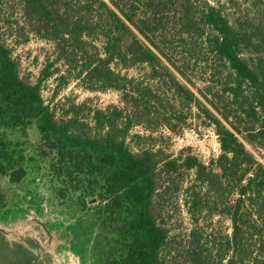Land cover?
I'll return each instance as SVG.
<instances>
[{"label": "trees", "instance_id": "obj_1", "mask_svg": "<svg viewBox=\"0 0 264 264\" xmlns=\"http://www.w3.org/2000/svg\"><path fill=\"white\" fill-rule=\"evenodd\" d=\"M7 8L0 29L50 42L54 57L32 82L0 30V173L19 181L45 163L57 198L97 234L99 264H264V15L231 21L218 0ZM53 76L114 90L118 104L68 100L57 114L41 93ZM193 122L217 135L207 161L168 149Z\"/></svg>", "mask_w": 264, "mask_h": 264}, {"label": "flooded vegetation", "instance_id": "obj_2", "mask_svg": "<svg viewBox=\"0 0 264 264\" xmlns=\"http://www.w3.org/2000/svg\"><path fill=\"white\" fill-rule=\"evenodd\" d=\"M21 138L26 143L27 152L34 153L40 135L34 145L29 143L27 131ZM0 175L7 180L5 186L8 189L3 192L0 188L2 264H68L69 259L70 261L76 259L74 264H90L85 251L81 254L82 252H78L76 245L73 244V238L77 237L80 231L90 236L94 247L92 258L96 264H99L95 241L97 234L88 231L80 216L57 198L55 183L51 181L45 163L39 168L29 167L19 181H12L7 174L0 173ZM37 184L40 186L36 189L34 186ZM51 193L54 199L49 201ZM47 203L62 208L64 215L66 213L67 222H63V225H59V222L55 223L56 221L51 222L48 215L50 213H47L49 212ZM72 222H76L77 231ZM64 241L67 243L63 244Z\"/></svg>", "mask_w": 264, "mask_h": 264}, {"label": "rangeland", "instance_id": "obj_3", "mask_svg": "<svg viewBox=\"0 0 264 264\" xmlns=\"http://www.w3.org/2000/svg\"><path fill=\"white\" fill-rule=\"evenodd\" d=\"M2 9L0 11V18L5 17L7 11H10L7 8L8 5H15L17 7V0H3ZM216 1V0H210ZM224 4V12L228 18L233 21L236 17L245 16V15H255L262 16L264 15V0H218ZM14 12V11H13ZM12 19L17 18V13L14 12ZM0 26H3V22H0ZM2 35L7 39V42L12 47L13 54L19 62V70L22 75L26 76L28 80L34 82L39 75V71L44 67L45 63L48 60H51L54 57L53 46L50 42L37 38L33 34H29L28 40L26 42H17L19 40L16 33L7 28H1ZM62 68V66H61ZM131 73L133 72L130 71ZM41 93L44 100L56 106V113L58 114V107L62 102L71 100L75 103H80L82 101H87L88 105L96 108H105L110 104H118V92L114 90L106 91H89L77 84L76 81H69L64 85L57 84V80L53 77L42 82ZM27 139L32 145L36 144L39 140V131L36 126L35 121H32L27 129ZM182 148H185L187 151L196 154L201 160L207 161L210 157L216 156L220 149L217 135L215 134L213 127H204L199 122H193L190 126L185 127L182 134L179 136H174L169 145V151H172L175 155ZM264 155V152H262ZM0 175V188L3 192L8 191L7 180H5ZM11 184H9L10 186ZM18 185V184H17ZM40 185H35L37 189ZM42 187V186H41ZM23 188V187H22ZM54 199L53 194L51 193L48 198L49 201ZM49 204V203H47ZM47 213L50 217V221L55 223L59 222V225H63V222H67L66 213L64 215L63 209L58 206L48 205ZM177 217V214H176ZM179 217V216H178ZM181 219V228L188 230L190 227V220L185 213H182L179 217ZM75 225L77 231L76 222H72ZM227 224V223H226ZM225 224V225H226ZM67 243L64 241L63 244ZM91 243V247H90ZM73 244L76 245L78 252L81 254H87V260L90 264H96L95 260L92 258L94 254V247L90 236L87 233H80L77 237L73 238ZM70 258H73L69 255ZM2 258L0 257V264H2ZM69 259L68 264H74L76 261Z\"/></svg>", "mask_w": 264, "mask_h": 264}, {"label": "built area", "instance_id": "obj_4", "mask_svg": "<svg viewBox=\"0 0 264 264\" xmlns=\"http://www.w3.org/2000/svg\"><path fill=\"white\" fill-rule=\"evenodd\" d=\"M219 143V142H218ZM220 149V148H219Z\"/></svg>", "mask_w": 264, "mask_h": 264}]
</instances>
